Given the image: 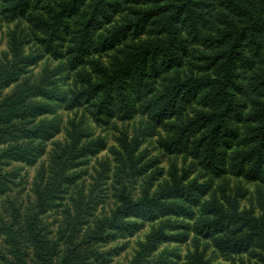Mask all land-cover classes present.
Returning a JSON list of instances; mask_svg holds the SVG:
<instances>
[{
  "label": "trees",
  "instance_id": "trees-1",
  "mask_svg": "<svg viewBox=\"0 0 264 264\" xmlns=\"http://www.w3.org/2000/svg\"><path fill=\"white\" fill-rule=\"evenodd\" d=\"M0 19L25 20L31 37L13 30L0 61V264H93L110 233L133 232L141 220L159 223L127 264H177L168 246L177 233L264 264V212L217 181L231 174L264 183V0H0ZM46 56L60 65L28 78V66ZM60 102L96 124L138 114L168 124L161 146L190 164H172L160 181L159 157L142 163L141 138L123 131L113 148L117 172L146 183L118 189L109 214H97L93 188H80L65 207L79 167L106 147L84 118H73L66 143L34 179L33 199L21 204L10 194L19 177L12 167L47 153L61 131L51 117ZM62 206L51 228L47 214ZM185 264L212 263L197 243Z\"/></svg>",
  "mask_w": 264,
  "mask_h": 264
},
{
  "label": "rangeland",
  "instance_id": "rangeland-1",
  "mask_svg": "<svg viewBox=\"0 0 264 264\" xmlns=\"http://www.w3.org/2000/svg\"><path fill=\"white\" fill-rule=\"evenodd\" d=\"M16 28L19 31L23 30V34L29 39L31 38L29 33L30 27L25 20L10 22L5 19H0V61H5L7 56H9L10 34ZM25 45L27 50H32L34 52L38 51L37 47L31 41L27 42ZM116 53V50H112L104 53L102 56L106 62H111ZM46 65L58 67L60 61L53 60L46 56L38 64L32 63L28 66L30 72L27 77L34 80ZM78 73L79 72L75 71L72 73L66 72L62 77L63 84L71 82ZM15 86L16 84H13L6 88V93L11 92ZM55 106V111L51 117L57 118L61 131L49 141L47 153L42 156L38 162L33 164L15 163V167H12L13 170H18L19 177L17 179L18 185L14 187L13 192L10 194L16 197V201L21 202V204H27L33 199L31 196L33 195L32 184L34 179L41 171L43 165H49L59 147L66 143L68 130L71 127L70 121L73 118H76V121L84 118L85 122L83 126L94 134V138H104L106 147L100 149L98 153L90 157L87 163L79 167L82 177L79 181V185L72 187L71 192L61 201L65 207L72 202L73 196L77 197V192L81 190L80 188L86 191L87 189L93 188L91 190L94 192L97 200L102 201L97 210V214H109L117 203L115 193L118 189L124 184H127L128 187H131L133 184L139 189L146 183L145 176L135 179L127 177L121 178L117 172L118 155L113 148L119 147L118 138L123 131L131 135V137L136 134L141 138V144L138 146L137 155L144 154L142 163L159 157L157 168L162 167L165 171L160 181L168 178L167 173L172 164L177 163L180 168L189 166L190 164V158H186L183 154L168 153L161 146V138H165L170 134L168 124H157L151 121L146 115L138 114L131 120L123 121L116 119L109 125H101L96 124L85 114L84 110H68L65 108V105H63V102L56 103ZM217 181L221 184H225L231 191L239 189L243 192V206L254 209L258 214L264 212V183L261 181L247 180L243 177H236L231 174L218 178ZM8 207L9 206L6 205L3 209L7 210ZM63 208L64 206L59 207L47 214V222L51 228H55L58 221L63 219ZM158 223L159 221L157 220H141L139 228L135 229L133 232L128 231L125 234H120L119 232L110 233L109 237L102 243L103 247L101 251L104 252L103 259L94 261L93 264H127L135 255L139 245L146 241L153 226ZM176 235H179L180 239L170 241L169 244L165 243L164 246L168 244L170 248L175 249L178 254L177 264H185L186 256L189 252L196 249L197 243L200 244L201 250L205 251L212 264H263L249 252L224 253L219 250L213 242L203 239H200V242H198V240H194L193 235H191L189 239H186L187 236L186 234L183 235V233H177Z\"/></svg>",
  "mask_w": 264,
  "mask_h": 264
}]
</instances>
